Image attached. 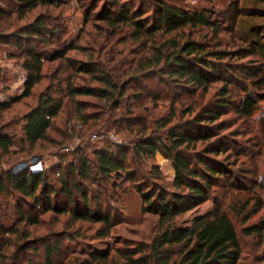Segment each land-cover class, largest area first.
Listing matches in <instances>:
<instances>
[{
  "label": "trees",
  "instance_id": "trees-1",
  "mask_svg": "<svg viewBox=\"0 0 264 264\" xmlns=\"http://www.w3.org/2000/svg\"><path fill=\"white\" fill-rule=\"evenodd\" d=\"M17 1L20 6L14 14L17 19H22L39 5L58 7L66 0ZM135 1L103 0L100 13L94 15L96 23H102L110 30L105 32L107 36L103 43L99 40L102 37L92 38L87 42L88 46L72 42L64 43L50 53L39 51L34 47L37 43H49V39L59 32L57 28L49 27L48 19L42 16L18 30H0V42L8 44L12 39L22 54L12 56L21 57L25 72L22 94L0 100V113L29 97L46 78L43 69L49 65L56 67L53 77L38 95L36 103L22 116L21 142L28 147L48 142V132L62 113L64 100L73 106V115L81 126L66 131V139L70 141L72 138L81 139L88 132L100 134L101 130L108 129L111 122L115 124L112 118L114 114L104 115L115 110L123 99L129 98L127 86L131 82L156 78L160 86L174 90L172 97L179 91L190 94L199 91L205 96L212 90V83L221 82L222 86L205 105L197 111L188 109L183 113L188 115L186 118L176 119L173 108L166 118L153 119L149 126L137 116L132 117L126 108L125 116L122 115L119 122L137 134L129 145H121L119 141L110 143L94 153V163L80 154L76 163L67 165L71 175L91 184H98L111 175L118 180L132 181L140 195L142 211L158 217V230L149 243L119 241L118 247L107 248L102 253H91L87 258H71L67 264H237L241 245L236 223L230 213L235 220L241 217V223H245L252 213L262 209L264 201L259 198L252 200L251 196L238 209L233 210L229 205L227 193L244 190V187L233 182L231 166H235L236 161L230 163L228 159L230 153L234 152L232 155L238 158L240 152L235 149L229 152L227 145L231 140L227 135L234 133H221L232 127L221 117L227 105L234 109L237 117L245 120L264 112V106L261 108L264 103V0H230L228 8L220 15L225 30L240 42V46L232 52L207 49L206 44L192 37L193 30L202 26L211 27L217 34L218 28H212L214 25L210 22L211 12L208 10H189L165 0H139L151 8V13L143 16L141 6L138 4V7H134ZM3 15L0 10V17ZM89 21L87 14L84 24ZM186 27L189 29L187 36H181L182 29ZM122 28L128 29L123 32L126 35L123 51L115 50L111 57L105 52L102 61L101 50L105 43L110 37L121 35ZM69 52L83 54L85 58L71 57ZM235 56L253 58L254 63L240 65L243 67L236 74L237 69L231 63ZM113 63L115 65L111 66ZM58 74L64 76L57 78ZM3 77L0 67V85ZM145 92L157 99L160 97V94L148 89ZM139 93L141 95L142 92L139 91L136 98L140 97ZM78 97L93 98L94 102ZM259 133L261 145L264 146V120L261 121ZM12 145L11 136L0 129V165L3 157L10 153ZM156 154H161L171 163L174 175L170 183L163 181L157 166H151L149 172L142 171V161L152 159ZM219 155H224V158L218 160ZM54 167H45L40 171L25 168L20 172H2L0 191L5 193L10 189L20 199H29L32 208L39 209L40 213H67L75 221L100 223L102 231L99 235H108L116 224L112 214L116 209L111 206L105 209L102 202L96 200L99 192L94 203L93 198L83 193L78 179L69 181L65 175L68 172L64 174L60 166ZM257 167L264 169V159ZM50 171L55 177L50 178ZM244 173L249 172L245 170ZM260 179L254 181L252 190L264 189V175ZM120 184H114V189ZM217 185H221V189L213 188ZM246 190L248 192L249 189ZM61 199L63 202L59 204L58 200ZM209 199L212 200L209 211L195 216L189 225L178 224L182 215ZM253 205L256 207L253 208ZM38 218L37 214L20 212L18 222L33 226L39 223ZM262 224L245 226L242 232L245 235H261L264 231ZM6 234L17 235V228L7 227L0 222V241ZM20 236L26 238L28 233ZM16 239L6 238L5 245L13 249L7 255L1 251L0 243V264H57L54 257L61 253L60 241L54 240L47 245V238L42 237L43 257L35 262L21 257L19 253L29 249L37 253V248L31 245L30 240L18 245ZM261 259L264 264V255Z\"/></svg>",
  "mask_w": 264,
  "mask_h": 264
},
{
  "label": "rangeland",
  "instance_id": "rangeland-1",
  "mask_svg": "<svg viewBox=\"0 0 264 264\" xmlns=\"http://www.w3.org/2000/svg\"><path fill=\"white\" fill-rule=\"evenodd\" d=\"M128 1V0H121ZM171 4H175L181 8L189 10H208L210 22L214 27L218 28L215 34L211 27H199L192 32V37L197 41L202 42L208 46L207 49L214 50H226L229 52L234 51L240 42L237 38L225 30V24H223L220 15L228 8L230 0H165ZM103 0H66L62 2L58 7L39 5L32 12L28 13L24 18L17 19L14 12L19 8L20 4L17 0H0V10L4 15L0 17V30L4 32H10L12 30H18L22 26L30 23L34 18L38 16L45 17L51 28H57L58 34L49 39V43H37L34 47L44 53H50L58 46L62 44H69L72 42H78L82 46H88L87 42L92 38H100V42H104L107 34L105 32L110 31L106 28V25L102 23H96L95 19L98 12L100 13ZM144 1H135L138 7L141 6L142 15H149L151 8L145 6ZM115 9V8H114ZM88 12V13H87ZM89 14L90 21L84 24L85 16ZM92 19V20H91ZM121 35H114L110 37L108 42L105 43L102 52L109 53L111 57L112 52L123 51L125 45V34L123 32L128 31L127 28H122ZM103 32V33H102ZM189 32L188 27L183 28L180 35L187 36ZM121 37V39H118ZM117 41L114 44V40ZM10 43L0 42V67L2 68L4 77L0 85V100H6L9 97L21 95L23 92V81L25 78V72L22 69V59L18 55L13 57V54L19 53V49L14 46V41L10 39ZM113 43H111L112 41ZM121 40V42H119ZM88 48V47H86ZM22 55V54H21ZM69 56L79 59L85 58L83 54L76 52H69ZM119 58V56H116ZM251 60V61H250ZM253 58H239L234 57L231 63L234 68L237 69L236 74L240 73V70L246 62L254 63ZM257 63V62H255ZM115 63L111 64L114 66ZM55 65H49L47 69H43L46 78L38 84L32 91V94L20 100L18 103H14L11 108L5 112L0 113V129L11 136L13 145L10 147V153L3 157L0 165V173H6L9 170L14 172H20L22 169L30 168L33 171H40L42 168H50L52 166H60L61 171L68 172L66 177L69 181L76 178L82 188L83 193L90 196V199L96 198V193L99 192V196L96 200H100L103 206L116 209V212H112L115 216L116 224L109 230L108 235L100 236L102 226L100 223H91L86 220H73L67 213L56 214L48 211L40 213L39 209H34L30 205V200L20 199L18 194L12 190H6L5 193L0 191V222L7 227L16 226L17 235L6 234L4 239L0 241L1 251L5 255L13 252V249L6 246V238L15 240L18 245L22 244L26 240L33 247L37 248V253L32 252V249L27 250L25 253L20 252L19 255L30 261L38 262L42 259L41 238L45 237L46 244H51L54 240L60 241L61 253L58 257H54L57 264H67L71 258H87L91 253H102L107 248L118 247L119 241L125 242H146L149 243L155 233L158 230V217L153 214L144 213L142 211V202L139 193L134 189L133 182H126L125 179L118 180L115 175H111L108 179H103L98 184H91L87 180L79 181L80 178L71 175L67 169V165L76 163L80 154L86 156L91 163H94V153L102 149L107 144H114V140L111 137L121 142V145H129V143L136 138L137 134L130 131L126 124L119 122L122 115L125 116L126 108L129 110L132 117L137 116L142 121L151 126L152 120L159 118H166L175 109L176 119L177 117L186 118L188 115H183L188 109L197 111L199 107L206 104L209 99H212L221 86V82L212 83V90L205 96H202L198 91L196 94H190L187 92L179 91L172 97L174 90L165 89L164 86H160L158 79L147 78L140 79L139 81L131 82L127 86V94L129 98L123 99L118 107L113 111H108V114L104 116L112 115L113 120L116 122L110 123L107 130H101L100 134L88 133L81 139L72 138L70 141L66 139V131L69 129H75L81 127L80 121L73 115V106L67 100H64V107L59 118L56 120L52 130L48 132V142H42L34 147H28L25 143L21 142L23 138V132L21 130L23 120V114L28 110L30 106H33L41 91L44 90L50 78L54 74ZM57 78H62L64 75H56ZM148 89L149 92L158 93L160 97L158 99L153 97V94L145 92ZM142 92L139 98H136L138 92ZM234 98V97H232ZM78 99L94 102L93 98L78 97ZM174 100V103H173ZM234 100V99H233ZM263 108L264 103L261 105ZM90 111V109H88ZM222 117L225 123L231 124V128L221 132L226 134L231 131L234 135H227L229 141V152L235 149L240 152L239 157L236 158L232 153L229 155L228 161L232 163L236 161L235 166H231V172L234 176V181L237 186H243L244 190L238 189V191H231L227 193V201L231 208L235 210L244 202L247 197L253 198L252 200L260 199L264 201V189L255 188L252 190L254 181H261V176L264 175V169L258 168L257 165L264 159V146L261 145V136L259 133L261 121L264 120V112L256 113L255 118L245 120L235 115L234 109L227 105L222 111ZM103 116V117H104ZM101 120V119H100ZM98 126L100 123H97ZM153 127V126H152ZM68 128V129H67ZM132 128V127H131ZM133 129V128H132ZM136 129V128H135ZM101 135L100 139H94L93 135ZM54 142V143H53ZM260 146L262 148L260 149ZM262 150V153H260ZM228 152V153H229ZM224 158V155H219L218 160ZM41 161V165L38 163ZM243 163V165H241ZM141 168L143 172H149L151 166H157L160 171V176L165 183H170L173 178L174 172L171 167V163L165 159L161 154H156L152 159H146L142 161ZM54 167V168H56ZM243 169V170H242ZM93 170V169H92ZM238 170H242L239 172ZM245 170L249 173H244ZM94 171V170H93ZM250 171L252 173H250ZM48 173V172H47ZM55 177L51 174L50 178ZM76 182V181H75ZM121 184L114 189V184ZM159 182L160 181H155ZM6 188L7 185L5 184ZM220 186V187H218ZM215 190L221 189V185L214 186ZM249 189L248 192H246ZM252 190V191H250ZM8 192V193H7ZM10 192V193H9ZM77 194V191H74ZM253 194V195H251ZM19 197V198H17ZM62 199L58 200L59 204H62ZM96 202L95 199L93 201ZM29 204V205H28ZM110 204V205H109ZM212 206V200L200 204L195 209L185 213L178 219L180 226L189 225L195 216L202 215L210 210ZM256 206L253 205V208ZM30 214H37L39 223L33 226L25 225L24 222H18L20 212ZM82 210V204L79 205ZM108 210V209H107ZM231 218L236 223V228L239 233V241L241 245V255L237 264H262L261 258L264 255V231L260 234L245 235L242 232V228L253 224H262L264 226V206L259 209L255 214L252 213L250 219L241 223V217L237 220L234 219L232 212ZM18 224V225H16ZM24 232L28 233L26 238L20 235ZM100 232V233H99ZM70 239H68V238ZM75 237L71 240V238Z\"/></svg>",
  "mask_w": 264,
  "mask_h": 264
},
{
  "label": "built area",
  "instance_id": "built-area-1",
  "mask_svg": "<svg viewBox=\"0 0 264 264\" xmlns=\"http://www.w3.org/2000/svg\"><path fill=\"white\" fill-rule=\"evenodd\" d=\"M93 138L99 140V139H100V136L93 135ZM111 138H113V140H114L115 142H117V139H116V138H114V137H111ZM38 165H41V161L38 163Z\"/></svg>",
  "mask_w": 264,
  "mask_h": 264
}]
</instances>
